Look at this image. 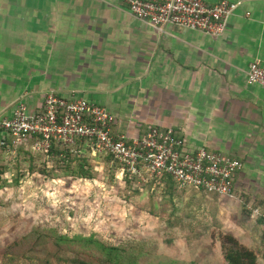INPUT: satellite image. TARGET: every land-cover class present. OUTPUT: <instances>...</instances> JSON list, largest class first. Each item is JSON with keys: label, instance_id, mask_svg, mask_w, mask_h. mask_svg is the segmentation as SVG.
<instances>
[{"label": "crops", "instance_id": "0c3cea01", "mask_svg": "<svg viewBox=\"0 0 264 264\" xmlns=\"http://www.w3.org/2000/svg\"><path fill=\"white\" fill-rule=\"evenodd\" d=\"M226 1L236 10L212 37L138 20L123 0H0V117L53 93L105 108L116 137L172 129L239 160L231 197L202 193V206L264 264V89L247 83L264 65V0Z\"/></svg>", "mask_w": 264, "mask_h": 264}, {"label": "rangeland", "instance_id": "374dc122", "mask_svg": "<svg viewBox=\"0 0 264 264\" xmlns=\"http://www.w3.org/2000/svg\"><path fill=\"white\" fill-rule=\"evenodd\" d=\"M20 148L5 150L0 160V186H6L0 188V264H40L39 259L45 256L40 249L33 251L31 258L10 261L25 248L23 239L33 229L69 237L93 234L111 245L137 246L139 264H222L218 252L223 235L219 226L207 219L212 213L202 206L204 194L191 191L184 194L187 200L184 195L174 197L176 211L167 198L156 199L158 215L152 216L125 200L135 195H129L118 172L111 179L113 163L106 169L95 156L91 162L99 177L94 180L52 178L31 172L28 165L33 162L37 169L44 165L51 170L53 159L42 151L31 152L29 157V146H23V151ZM146 192L138 201L148 200ZM61 256L53 264H70L73 258L67 253Z\"/></svg>", "mask_w": 264, "mask_h": 264}, {"label": "built area", "instance_id": "2783aa9c", "mask_svg": "<svg viewBox=\"0 0 264 264\" xmlns=\"http://www.w3.org/2000/svg\"><path fill=\"white\" fill-rule=\"evenodd\" d=\"M138 20L153 26L172 25L217 37L223 34L236 4L221 0H123ZM247 83L264 89V65L251 62ZM115 117L84 99H66L53 93L43 97L38 110L20 102L10 117H0V150L16 149L33 140L32 149L47 152L53 142L73 145L90 142L93 155L107 154L119 165L118 179L156 183L170 176L181 191L231 197L239 160L206 148L190 149L172 129L151 127L140 139L128 140L111 133ZM264 224V215L261 216Z\"/></svg>", "mask_w": 264, "mask_h": 264}, {"label": "trees", "instance_id": "16d2710c", "mask_svg": "<svg viewBox=\"0 0 264 264\" xmlns=\"http://www.w3.org/2000/svg\"><path fill=\"white\" fill-rule=\"evenodd\" d=\"M33 140L25 144H21L20 151L24 150L23 146H29L27 155L31 152L38 153L32 149ZM5 149H1L0 160ZM31 153V155H33ZM44 156L53 159V166L51 170H47L44 165L41 169L33 166V162L28 165L30 171H38L43 175H50L52 178L59 176H71L75 178H82L86 180H94L99 177V173L95 170L96 166L91 162L95 158L92 156L90 142L86 139H76L73 145H65L61 142H53L47 152H43ZM96 155L98 160H101L103 166L107 169L112 165V178L118 172L119 165L113 161L112 156L107 154ZM30 157V155H28ZM1 164V163H0ZM110 169V168H109ZM2 168L0 167V173ZM124 182L129 189V195L125 198L126 201L145 210L152 216H157L155 209L156 199L164 201L165 198L173 206V198H180L188 191H181L178 189L175 181L170 176H164L156 183H138L137 179H126ZM5 185L6 182H2ZM16 183V181L14 182ZM6 186H0L3 188ZM147 191L148 200L138 201L142 193ZM195 193V191H192ZM190 192V193H192ZM196 194H202L197 192ZM187 205V201L185 202ZM184 204V205H185ZM152 205V208L146 206ZM145 208V209H144ZM173 208L178 209L175 206ZM262 221V218H261ZM221 251L223 258L227 264H255L256 256L253 252L248 251L242 247L238 241L231 235L222 236ZM22 242L25 248L13 255L11 262L19 260L20 258H31V254L36 249L45 252V256L40 258V264H53V261L63 258L62 253L71 254L73 258L69 260L70 264H139L140 253L137 246H115L108 244L100 239H97L93 234L89 236L75 235L69 237L67 235H56L52 231H45L33 229ZM26 243V244H25ZM13 247V246H12ZM136 247V248H135ZM134 248V249H133ZM138 251V252H137Z\"/></svg>", "mask_w": 264, "mask_h": 264}]
</instances>
